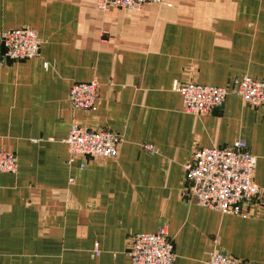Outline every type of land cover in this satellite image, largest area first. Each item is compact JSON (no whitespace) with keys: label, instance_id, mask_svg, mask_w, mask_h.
Listing matches in <instances>:
<instances>
[{"label":"crops","instance_id":"0c3cea01","mask_svg":"<svg viewBox=\"0 0 264 264\" xmlns=\"http://www.w3.org/2000/svg\"><path fill=\"white\" fill-rule=\"evenodd\" d=\"M163 1L101 11L97 0H0V54L8 30L42 41L37 58L0 63V151L18 159L15 174L0 173V264H131L129 238L161 229L176 264L213 252L264 264V193L241 217L184 190L196 148L244 140L264 191V106L229 95L194 116L173 90L264 80V0ZM94 80L95 107L74 110L71 86ZM74 122L120 134L117 156L70 163Z\"/></svg>","mask_w":264,"mask_h":264},{"label":"built area","instance_id":"2783aa9c","mask_svg":"<svg viewBox=\"0 0 264 264\" xmlns=\"http://www.w3.org/2000/svg\"><path fill=\"white\" fill-rule=\"evenodd\" d=\"M149 2L163 0H97V8L108 11L112 8L140 10ZM3 52L0 63L6 60L28 61L40 55L42 41L31 28L2 32ZM47 67V64H45ZM98 83H74L69 92V101L74 110H92L98 100ZM173 90L181 94L186 113L202 116L221 108L229 95H235L253 107L264 106V80L244 76L226 87L207 86L193 82H175ZM123 137L111 130H92L74 122L63 142L68 146L69 162L79 158H114L123 143ZM150 153L156 149L146 145ZM257 159L251 154L244 140L227 148H196L191 161L185 166V193L204 208L222 214L248 217L245 204L256 200L264 193L255 182ZM83 167V166H82ZM18 171V159L13 152L0 151V173ZM98 247L94 256H99ZM127 255L131 264H176L173 241L167 231L138 233L129 238ZM207 264H248L219 252L209 254Z\"/></svg>","mask_w":264,"mask_h":264}]
</instances>
